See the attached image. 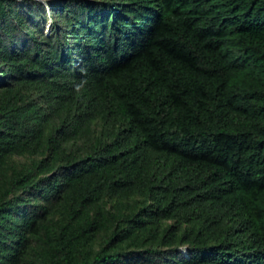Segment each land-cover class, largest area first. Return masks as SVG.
I'll use <instances>...</instances> for the list:
<instances>
[{
	"label": "trees",
	"instance_id": "obj_1",
	"mask_svg": "<svg viewBox=\"0 0 264 264\" xmlns=\"http://www.w3.org/2000/svg\"><path fill=\"white\" fill-rule=\"evenodd\" d=\"M49 11L0 0V264H264V0Z\"/></svg>",
	"mask_w": 264,
	"mask_h": 264
},
{
	"label": "rangeland",
	"instance_id": "obj_2",
	"mask_svg": "<svg viewBox=\"0 0 264 264\" xmlns=\"http://www.w3.org/2000/svg\"><path fill=\"white\" fill-rule=\"evenodd\" d=\"M30 1L31 0H15V2L18 5V10L20 11L21 14H27L28 9L30 7ZM33 1H38L42 4H44V7L47 9V16H46V20H44L43 22V18L39 19V26H41L43 32L46 34L50 31V23L52 22V16H51V12L49 11V4L50 2H55V3H59L60 0H33ZM35 12L39 13V7H34ZM22 34L25 35V31L22 32ZM22 38H19V40H21ZM31 156L28 155H17V154H13L11 156H9L7 158L8 164L12 165V166H19L23 163H28L30 162ZM168 223L172 222L171 220L167 221ZM110 231H102L97 238L94 241V248L97 249L99 248L103 238L109 234ZM179 249L181 251H185V247L184 245H180ZM20 264H27V263H20Z\"/></svg>",
	"mask_w": 264,
	"mask_h": 264
}]
</instances>
